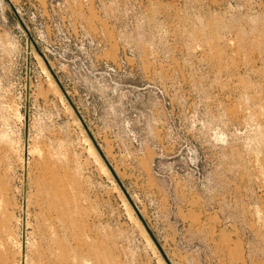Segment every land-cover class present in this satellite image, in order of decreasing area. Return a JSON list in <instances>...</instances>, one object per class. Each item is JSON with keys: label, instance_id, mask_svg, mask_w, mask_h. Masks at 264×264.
Segmentation results:
<instances>
[{"label": "rangeland", "instance_id": "rangeland-1", "mask_svg": "<svg viewBox=\"0 0 264 264\" xmlns=\"http://www.w3.org/2000/svg\"><path fill=\"white\" fill-rule=\"evenodd\" d=\"M0 264H264V0H0Z\"/></svg>", "mask_w": 264, "mask_h": 264}]
</instances>
